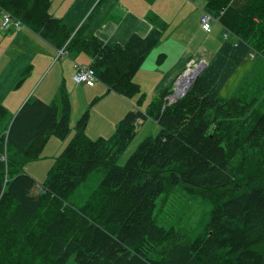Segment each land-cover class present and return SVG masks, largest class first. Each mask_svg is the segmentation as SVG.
Returning <instances> with one entry per match:
<instances>
[{
    "label": "trees",
    "instance_id": "1",
    "mask_svg": "<svg viewBox=\"0 0 264 264\" xmlns=\"http://www.w3.org/2000/svg\"><path fill=\"white\" fill-rule=\"evenodd\" d=\"M105 1L75 0L56 18L51 0H0V16L8 12L69 58L88 55L97 82L124 100L139 98L106 139L85 135L83 114L38 192L22 168L51 136H68L70 102L62 86L51 103L22 105L0 136V264H264V0H206L225 33L217 52L183 97L170 103L172 87L162 89L144 111L134 77L167 24L149 14L145 37L106 45L87 36ZM249 56L257 65L221 97ZM6 113L0 106V120ZM147 120L158 135L117 166ZM92 175L100 177L94 187ZM176 187L211 207L195 237L156 224L157 200Z\"/></svg>",
    "mask_w": 264,
    "mask_h": 264
},
{
    "label": "crops",
    "instance_id": "2",
    "mask_svg": "<svg viewBox=\"0 0 264 264\" xmlns=\"http://www.w3.org/2000/svg\"><path fill=\"white\" fill-rule=\"evenodd\" d=\"M58 1L62 3L61 7L55 8L56 0H51L50 13L56 18H62L75 0ZM205 4L206 0H106L92 19L87 36L92 35L106 45L124 44L132 36L145 37L150 33L152 27L147 21L149 14H154L165 22L167 30L162 40L148 54L134 77L142 93L146 95L145 93L152 90L153 98L160 90L175 85L188 69L192 68L193 71L197 65L208 64L222 43L225 35L219 24L212 22L210 32H204L200 27ZM190 5L195 9L192 7L187 9ZM180 35L186 36L189 40L186 41ZM21 52L23 54L17 57L16 54ZM160 56H163V60L158 63ZM37 57L44 59L43 67L33 65ZM90 64L91 58L86 54H79L74 58H69L67 55L60 57L59 51L25 27L19 30L1 29L0 16V82L8 72L12 75L11 79H16L20 68L31 67V75H34V78L21 103L36 86L37 76L43 79L40 85L36 86L33 95L44 103H51L58 96L62 86L65 89L68 88L71 109L69 137L75 134L76 121L81 115L78 113L77 116L74 112L76 101H91V104H94L102 98L113 100L117 104L113 115L101 121L93 132L90 131V111L87 112L85 135L92 140L106 139L113 135L117 124L134 106L108 91L99 82L92 85L75 84L72 80L75 66L89 67ZM43 72L47 74L43 76ZM3 91L4 89L0 90V93ZM46 99L51 100L46 102ZM6 108L9 109V107ZM142 110L144 111L145 108ZM9 111L11 115L15 112V110ZM59 147H62V143Z\"/></svg>",
    "mask_w": 264,
    "mask_h": 264
},
{
    "label": "rangeland",
    "instance_id": "3",
    "mask_svg": "<svg viewBox=\"0 0 264 264\" xmlns=\"http://www.w3.org/2000/svg\"><path fill=\"white\" fill-rule=\"evenodd\" d=\"M54 4L55 8H59L61 7L62 3L56 0ZM194 6H196L195 3ZM190 7L192 6L190 5L187 9H189ZM1 29H3L2 26ZM180 36H182L186 41L189 40V38L186 39V36L184 35ZM21 54H23V52L16 54V56L19 57ZM256 63H258V59L254 60L249 56L240 66V69L229 79L226 85L222 88V91L220 93L221 97L227 98L232 96L240 81L244 77L250 75L252 67L257 65ZM33 65L43 67L44 59L37 57L36 59H34ZM27 69H29V71ZM31 72V67H27L26 69L20 68V70L17 72L16 79H11L12 75L8 72L4 76V79L0 82V90L4 89V91L0 93V106H3L7 111L6 115L0 120V136L4 132H6L13 116L16 114L19 108H21L22 104L29 97H31L32 99H36V97L33 95V91L35 90L37 85H40L41 80L43 79V77L40 78V76L36 77V86L29 93L28 97L21 103L28 91L31 81L34 78V75H31ZM188 72L189 73L187 74H190L192 72V68L188 69ZM46 74L44 72L42 73L43 76H45ZM66 89L67 93L69 94L68 88ZM175 91L176 87L175 85H173L172 92ZM145 94L146 95H144V99L142 100V105L139 106L140 109H144L149 100L152 98V90H150L149 93ZM138 99V96L135 95L129 101H126L132 106H135ZM46 100V102H50L51 99ZM5 106L9 107V109H7ZM116 108L117 104L113 100H109V98H102L100 101L94 104H91V101L85 102L84 100L76 101V103H74V112L77 114V116L78 113H81L79 119L82 117V113L85 114L88 112V110L90 111V131L92 132L97 129V125L101 121H105L109 117H111ZM9 110H15V112L11 115V111ZM79 119L76 122H78ZM159 130V125L152 120L138 123L136 126L135 137L133 141L127 146V148L120 154L117 161V166L123 167L127 159L133 154L139 144H141L143 140H145L149 136L153 138L156 137ZM74 135L75 134H73L71 137L67 136L64 139H59L56 136H51L47 141L44 149L42 150L39 158L33 161H28L24 164L21 172L32 177L37 182V185L33 192L39 191L41 184L47 177L48 171L56 164L57 158L67 147ZM60 143H62L61 148L59 147ZM99 179V175H92L89 177L87 184L90 187H94L97 185ZM193 197L194 195L185 187H176L173 192L168 194V196H161L157 200V207L154 213L156 224L166 229L175 228L187 230L191 238L192 236L195 237L202 231L206 222L208 221L211 207L207 203L201 202L199 198L192 200ZM164 198L165 202L163 206L160 207L161 200ZM67 264H73V262L69 261Z\"/></svg>",
    "mask_w": 264,
    "mask_h": 264
},
{
    "label": "built area",
    "instance_id": "4",
    "mask_svg": "<svg viewBox=\"0 0 264 264\" xmlns=\"http://www.w3.org/2000/svg\"><path fill=\"white\" fill-rule=\"evenodd\" d=\"M1 26L4 30L8 29H16L19 30L22 25L21 23L14 19L8 12L1 10ZM212 22H215V20L211 17L210 14L207 12H204L202 14V17L200 19V27L204 32H210L211 30V24ZM60 57H65L66 52L64 50L59 51ZM72 80L77 85L82 84H89L92 85L93 83L97 82V80L94 78L93 71L90 69V67H84V66H75V72L72 76Z\"/></svg>",
    "mask_w": 264,
    "mask_h": 264
},
{
    "label": "water",
    "instance_id": "5",
    "mask_svg": "<svg viewBox=\"0 0 264 264\" xmlns=\"http://www.w3.org/2000/svg\"><path fill=\"white\" fill-rule=\"evenodd\" d=\"M206 67L205 64H201L197 69H195V73L192 76V78H190L189 83L185 86V88L182 90L181 93L177 94L178 90H179V83L185 78L186 74L188 73V71L181 76L178 81L175 83V87H176V91L172 93V95L169 97V101L170 103H172L175 100L180 99L181 97H183L186 92L188 91L190 85L196 80V78L198 77V75L202 72V70ZM177 94V95H176Z\"/></svg>",
    "mask_w": 264,
    "mask_h": 264
},
{
    "label": "bare ground",
    "instance_id": "6",
    "mask_svg": "<svg viewBox=\"0 0 264 264\" xmlns=\"http://www.w3.org/2000/svg\"><path fill=\"white\" fill-rule=\"evenodd\" d=\"M25 26V25H24ZM199 67V65H197L194 69H193V71L190 73V74H186V76H185V78L179 83V90H178V92H177V94H179V93H181L182 92V90L185 88V86L189 83V81H190V78H192V76L194 75V73H195V69H197ZM91 69V68H90ZM92 70V69H91ZM93 71V70H92ZM93 74H94V78L96 79V76H95V73H94V71H93ZM97 80V79H96ZM176 94V95H177Z\"/></svg>",
    "mask_w": 264,
    "mask_h": 264
}]
</instances>
